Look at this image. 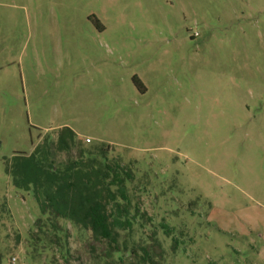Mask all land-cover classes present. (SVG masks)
<instances>
[{
    "label": "rangeland",
    "instance_id": "374dc122",
    "mask_svg": "<svg viewBox=\"0 0 264 264\" xmlns=\"http://www.w3.org/2000/svg\"><path fill=\"white\" fill-rule=\"evenodd\" d=\"M64 126L148 176L157 220L181 209L167 264H264V0H0V264L46 258L7 168Z\"/></svg>",
    "mask_w": 264,
    "mask_h": 264
},
{
    "label": "trees",
    "instance_id": "16d2710c",
    "mask_svg": "<svg viewBox=\"0 0 264 264\" xmlns=\"http://www.w3.org/2000/svg\"><path fill=\"white\" fill-rule=\"evenodd\" d=\"M133 80L142 90L140 80ZM56 153L68 157L59 162ZM7 169L15 187L32 189L40 205L29 248L35 256L45 255L43 264H167L169 250L186 252L194 242L186 224L167 219L181 209L160 220L150 212L147 175L139 177L134 163L111 155L105 143L88 144L69 126L56 139L45 137L31 154L15 156ZM193 206L187 207L195 215ZM68 224L83 239L85 261L72 248Z\"/></svg>",
    "mask_w": 264,
    "mask_h": 264
},
{
    "label": "crops",
    "instance_id": "0c3cea01",
    "mask_svg": "<svg viewBox=\"0 0 264 264\" xmlns=\"http://www.w3.org/2000/svg\"><path fill=\"white\" fill-rule=\"evenodd\" d=\"M143 86H144V85H143ZM140 90H141V89H140ZM144 90H146V87H145V86L143 87V89H142L141 91H144Z\"/></svg>",
    "mask_w": 264,
    "mask_h": 264
},
{
    "label": "built area",
    "instance_id": "2783aa9c",
    "mask_svg": "<svg viewBox=\"0 0 264 264\" xmlns=\"http://www.w3.org/2000/svg\"><path fill=\"white\" fill-rule=\"evenodd\" d=\"M88 141H90V139H88Z\"/></svg>",
    "mask_w": 264,
    "mask_h": 264
}]
</instances>
